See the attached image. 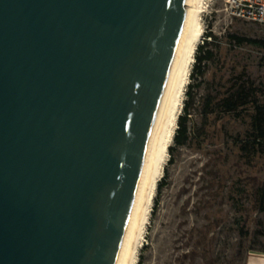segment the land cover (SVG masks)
Masks as SVG:
<instances>
[{"label": "water", "instance_id": "obj_1", "mask_svg": "<svg viewBox=\"0 0 264 264\" xmlns=\"http://www.w3.org/2000/svg\"><path fill=\"white\" fill-rule=\"evenodd\" d=\"M187 0H0V264H124Z\"/></svg>", "mask_w": 264, "mask_h": 264}, {"label": "rangeland", "instance_id": "obj_2", "mask_svg": "<svg viewBox=\"0 0 264 264\" xmlns=\"http://www.w3.org/2000/svg\"><path fill=\"white\" fill-rule=\"evenodd\" d=\"M203 22L201 41L206 31L213 36L201 55L208 49L212 58L200 62L202 75L190 76V139L165 164L141 264H251V255L264 257V47L234 38L264 40V27L230 17L223 0H210Z\"/></svg>", "mask_w": 264, "mask_h": 264}, {"label": "bare ground", "instance_id": "obj_3", "mask_svg": "<svg viewBox=\"0 0 264 264\" xmlns=\"http://www.w3.org/2000/svg\"><path fill=\"white\" fill-rule=\"evenodd\" d=\"M209 2L210 0H187L186 16L189 23L177 51L165 103L164 117L145 170L144 191L131 219L124 264H137L146 239L158 182L164 174L165 164L170 155L169 147L174 142L186 88L196 60L197 47L205 32L203 12L209 6Z\"/></svg>", "mask_w": 264, "mask_h": 264}, {"label": "trees", "instance_id": "obj_4", "mask_svg": "<svg viewBox=\"0 0 264 264\" xmlns=\"http://www.w3.org/2000/svg\"><path fill=\"white\" fill-rule=\"evenodd\" d=\"M212 33L211 31H206V35L204 36L203 39V43H200L197 47V51H196V60L193 64V68L191 71V75L193 76V74L195 73V71L197 70V72L199 71L200 74L202 75L204 73V71L202 69L199 70V65L200 62L204 59H211L212 55H211V51L206 49L205 53H204V57L201 55V52L204 51V49L207 47V44L210 43V41H207V37L212 39ZM234 38L239 42V43H243L245 41H248L250 43H253L255 45H260L264 47V40L261 39H247L245 37H241V36H237L234 35ZM192 84L189 83V89L191 88ZM188 89L187 93L190 92V90ZM189 98H187L183 110L184 112L180 113L179 118H178V127L176 129L175 135H174V146H170L169 147V152H170V158H169V162H173L174 160V150L176 146H183L186 145L190 139V131H189V126H188V104H189ZM231 109H235L236 105L235 103H230ZM264 112V105L262 107H259L258 110V114L260 117V113ZM264 120V117H263ZM166 170L167 168L165 167L164 172L165 174L162 176V178L159 180L158 182V187L157 189L161 190L165 184V180H166ZM156 207V204L154 205V208ZM137 264H141V259L138 260Z\"/></svg>", "mask_w": 264, "mask_h": 264}, {"label": "built area", "instance_id": "obj_5", "mask_svg": "<svg viewBox=\"0 0 264 264\" xmlns=\"http://www.w3.org/2000/svg\"><path fill=\"white\" fill-rule=\"evenodd\" d=\"M223 11L232 18L264 27V0H223Z\"/></svg>", "mask_w": 264, "mask_h": 264}, {"label": "crops", "instance_id": "obj_6", "mask_svg": "<svg viewBox=\"0 0 264 264\" xmlns=\"http://www.w3.org/2000/svg\"><path fill=\"white\" fill-rule=\"evenodd\" d=\"M250 258L257 259V261H254V263H251V264H264V257L262 256L258 257V255H251ZM248 264H249V261H248Z\"/></svg>", "mask_w": 264, "mask_h": 264}]
</instances>
